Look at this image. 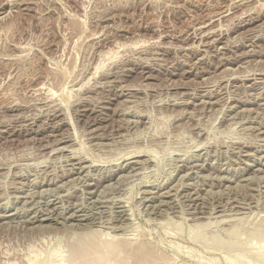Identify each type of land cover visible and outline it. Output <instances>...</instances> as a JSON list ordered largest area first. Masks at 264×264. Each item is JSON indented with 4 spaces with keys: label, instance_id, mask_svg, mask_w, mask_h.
<instances>
[{
    "label": "rangeland",
    "instance_id": "374dc122",
    "mask_svg": "<svg viewBox=\"0 0 264 264\" xmlns=\"http://www.w3.org/2000/svg\"><path fill=\"white\" fill-rule=\"evenodd\" d=\"M89 229L264 264V0H0V264Z\"/></svg>",
    "mask_w": 264,
    "mask_h": 264
},
{
    "label": "bare ground",
    "instance_id": "6f19581e",
    "mask_svg": "<svg viewBox=\"0 0 264 264\" xmlns=\"http://www.w3.org/2000/svg\"><path fill=\"white\" fill-rule=\"evenodd\" d=\"M89 230L88 231H84L83 233L80 234L81 236L79 238H81V239L77 238V241L72 242V243H74V244H72L73 246L71 245V247L73 248V251H72V248H71V250H69V252L67 253V255L66 256H63V257H61V256L60 257H57L56 256L57 257L56 258L55 255L54 256L52 255L51 256L52 257V260L54 259L53 261H55L56 259H58V261L56 262V264H112L113 262H116L117 264H121L122 261H126V259L129 258L128 257L129 255H126L128 258L125 259V257H126L125 254H129L130 250L132 249V252L133 251H136L134 253L137 254V255H139V256H136L135 255V257H137L136 259L139 261V264H159L158 263L157 256H155L157 259L155 257H154L155 259L152 258V255L153 254L151 253V250L152 249L150 250V248H154V247H150L149 248V245H148V248H149V251L150 252L149 251H147V252L148 253H151V254H148V253L146 254V253H140L139 252V249L140 250L144 249V251H146L147 247H145V246H147V245H145V243H146L145 241L143 243L141 242V243H138L137 245H135V248L133 250L132 247H133V244L135 243V240H134V243H133V241H131V240L130 241H126V240L124 241V239H122V240H116L115 238H112V239L111 238L109 239V238H106V237L103 238L101 236V234H99V232L91 231V230L89 231ZM75 234H77V233H75ZM193 234H191V235H193ZM262 242H264V241H261V243ZM121 243H125L127 247L124 246L125 244L122 245ZM139 244L140 245L143 244L142 247H145V248H142V247L140 248L139 247L140 246ZM136 246H138V250H136L137 249ZM125 247L128 248V249H125ZM153 253H154V251H153ZM262 254L261 253H258V252L255 254V255H257L258 260H259L260 263L264 262V260H263L264 258H263V255ZM34 256L36 257V254ZM37 258H38V255H37L36 258H33L35 260V261H32L33 264H34V262L36 263L37 260L39 259V258L38 259ZM160 259L161 258H159V260ZM245 260H247V259H245ZM28 261H29L28 263H30V259ZM53 261H49L48 264H53ZM162 262H163V260H162ZM246 262H248V261H246ZM38 263L41 264V262H37L36 264H38ZM160 264H161V262H160Z\"/></svg>",
    "mask_w": 264,
    "mask_h": 264
}]
</instances>
